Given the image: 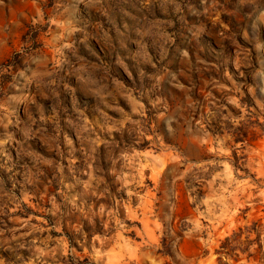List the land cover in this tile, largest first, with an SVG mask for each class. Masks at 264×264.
Masks as SVG:
<instances>
[{
    "label": "rangeland",
    "instance_id": "1",
    "mask_svg": "<svg viewBox=\"0 0 264 264\" xmlns=\"http://www.w3.org/2000/svg\"><path fill=\"white\" fill-rule=\"evenodd\" d=\"M264 264V0H0V264Z\"/></svg>",
    "mask_w": 264,
    "mask_h": 264
},
{
    "label": "trees",
    "instance_id": "2",
    "mask_svg": "<svg viewBox=\"0 0 264 264\" xmlns=\"http://www.w3.org/2000/svg\"><path fill=\"white\" fill-rule=\"evenodd\" d=\"M225 264H229V263H225Z\"/></svg>",
    "mask_w": 264,
    "mask_h": 264
}]
</instances>
